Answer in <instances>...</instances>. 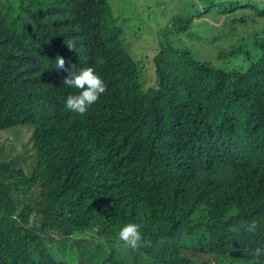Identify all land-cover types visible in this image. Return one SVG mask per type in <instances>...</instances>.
<instances>
[{
  "label": "clouds",
  "instance_id": "clouds-1",
  "mask_svg": "<svg viewBox=\"0 0 264 264\" xmlns=\"http://www.w3.org/2000/svg\"><path fill=\"white\" fill-rule=\"evenodd\" d=\"M92 1L109 31L0 80V264H264V0Z\"/></svg>",
  "mask_w": 264,
  "mask_h": 264
},
{
  "label": "trees",
  "instance_id": "trees-1",
  "mask_svg": "<svg viewBox=\"0 0 264 264\" xmlns=\"http://www.w3.org/2000/svg\"><path fill=\"white\" fill-rule=\"evenodd\" d=\"M108 11L112 12L106 2L96 6L92 0L62 4H54L51 0H0V29L31 45L26 52H18L0 35V80L12 73L20 78L25 90L29 89L30 92L31 89H36L37 86L33 84L35 78L28 72L32 64L29 59H35L36 65L51 70L57 56H62L67 49L69 36L64 25L77 22L93 27H104L109 31L114 24L107 14ZM178 55L190 64L193 62L192 51L187 48L181 49ZM46 85H52V80ZM40 86L42 87V83ZM259 94L260 88L256 83L239 96L245 103L257 99ZM7 105L9 104H5L4 107ZM28 115L22 112L12 113L6 115L5 120L19 122ZM47 134L53 143L65 141L77 144L83 132L73 124L70 116L64 115L54 120ZM100 134L113 132L106 129ZM9 206L14 207L15 202L10 201Z\"/></svg>",
  "mask_w": 264,
  "mask_h": 264
}]
</instances>
